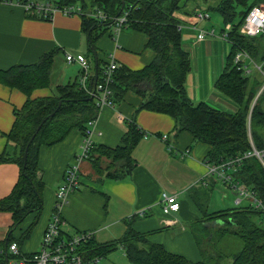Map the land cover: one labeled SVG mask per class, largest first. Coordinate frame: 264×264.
Segmentation results:
<instances>
[{"label": "trees", "instance_id": "16d2710c", "mask_svg": "<svg viewBox=\"0 0 264 264\" xmlns=\"http://www.w3.org/2000/svg\"><path fill=\"white\" fill-rule=\"evenodd\" d=\"M57 1L81 6L83 30L91 47L103 32L112 29L113 17L127 10V27L146 35V47L152 49L155 56L139 69L119 65L114 70L110 83L114 101L118 103L127 91H135L141 96L135 111L147 108L171 115L175 133L187 130L194 142L209 146L206 158L210 164L239 157L228 173L264 204V155L260 159L254 154V150L264 154V107L261 103L264 88L259 92L263 78L254 68L245 71L247 60L234 61L238 50L246 51L257 62L264 58V36H249L240 30L249 8L264 3V0ZM99 9L108 15V19L94 14ZM198 10L217 12L223 23L221 30L226 22L231 23L229 52L214 86L237 106L234 111L213 107L205 101L194 102L186 92L184 82L190 59L181 44V19L176 13L195 16ZM53 54L54 51H49L33 63L0 68V82L27 94L23 106L14 108L15 120L6 134L9 147L0 154V162H12L20 167V176L12 193L0 200V211L11 212L14 220L8 241H17L19 245L30 237L43 209L44 182L39 177L41 148L63 141L73 129L84 133L89 120L97 117L100 110L95 95L83 87L79 78L58 84L57 92L51 96H31L35 88L50 84ZM102 74L103 67H99L90 81L92 89L102 80ZM142 137L143 132L133 118L128 121V130L117 147L94 143L88 160L98 181L120 180L129 175L135 167L133 150ZM247 153L249 155L244 156ZM33 212L37 213V219L20 239H15L13 231ZM211 228L219 236L232 234L241 240V248L231 257L232 264H264V218L250 203L205 213L204 218L192 222L190 231L200 250L203 240L212 241ZM61 232L68 236L73 234L66 227L61 228ZM82 247L87 258H103L123 247L131 264H207L203 259L193 262L168 251L160 243L148 241L146 234L135 231L131 223L118 241L100 244L93 237Z\"/></svg>", "mask_w": 264, "mask_h": 264}, {"label": "crops", "instance_id": "0c3cea01", "mask_svg": "<svg viewBox=\"0 0 264 264\" xmlns=\"http://www.w3.org/2000/svg\"><path fill=\"white\" fill-rule=\"evenodd\" d=\"M176 15L181 19V44L190 59L184 82L188 96L194 102L205 101L216 108L236 110L237 106L214 86L225 64V60L221 62L223 55L218 52L227 51L226 40L218 36L221 29L216 30L210 13L202 20L180 12ZM198 28L214 29L215 34L206 33L201 40H196ZM146 42L147 37L140 30L128 26L115 32L112 27L99 36L93 49L83 30L81 14L58 12L51 18H43L28 14L20 3L0 2V68L33 63L54 51L51 82L35 88L32 97L51 96L57 92L58 84L79 78L81 67L67 60V51L85 53L94 76L98 68L106 66L113 57L119 65L131 69L148 64L155 52L146 47ZM59 63L60 69H53ZM26 99L27 94L20 89L0 82V154L9 147L6 134L15 120L14 108L23 106ZM140 100L139 94L129 90L115 106H102L94 134L95 143L117 147L128 130V121L135 118L143 137L133 150L132 172L124 179L98 181L91 162L83 161L81 185L70 194L60 214L69 232L93 231L100 244L120 240L131 223L135 231L146 234L148 241L160 243L168 251L197 262L199 251L190 224L204 218L205 213L235 207L237 193L208 172L207 144L194 142L187 130L175 133L174 119L165 112L147 108L135 111ZM162 134H167V143L173 146L171 150L161 140ZM82 144L83 132L73 129L63 141L41 148L39 177L44 182V203L36 224L39 228L34 231L35 226L30 237L20 244L24 253L39 250L55 213L56 194L66 168L74 162ZM186 149L188 152L184 154ZM19 176L20 167L16 163L0 162V200L12 193ZM217 186L222 189V197H216L215 203ZM162 193L178 197L180 209L172 214L173 222L163 218ZM228 196L233 206L221 205ZM142 210L144 214L140 216ZM36 215V212L30 213L15 228V239H20L37 219ZM13 223L11 212L0 211V242L8 240Z\"/></svg>", "mask_w": 264, "mask_h": 264}, {"label": "built area", "instance_id": "2783aa9c", "mask_svg": "<svg viewBox=\"0 0 264 264\" xmlns=\"http://www.w3.org/2000/svg\"><path fill=\"white\" fill-rule=\"evenodd\" d=\"M7 3H20L30 15H35L43 18H51L56 13L62 12L67 15L81 14L82 8L78 3H59L57 0H7ZM101 19H108V15L102 10L94 13ZM127 10L113 17L112 27L115 32H118L128 24ZM209 17V12L198 10L195 14L197 20H202ZM231 27L230 22H226L223 29L218 33L219 37L228 41V30ZM240 30L243 34L255 36L262 34L264 36V3L252 5L246 13ZM206 33L215 34L214 29L206 30L198 28L195 35L196 40H201ZM229 42V41H228ZM230 44V43H229ZM66 58L69 62H77L80 67L79 80L83 87L90 93L95 95L99 108L104 105L115 106L116 102L112 97V89L110 83L113 80L114 70L119 66V63L113 57L109 63L103 67L102 80L95 84L94 89L90 87L92 79L90 63L83 52L67 51ZM247 60L245 71L249 72L251 68L256 69L262 75L263 83L259 92L264 88V58L257 62L244 50H238L234 54V61L240 62ZM258 92V93H259ZM97 117L89 120L88 126L83 133V144L80 152L76 155L73 163H71L65 171L63 183L56 194V208L46 230L43 235L40 248L33 253H24L17 241L0 242V264H98L101 260L100 256L87 258L84 254L83 243L94 237L93 231H82L73 233L71 236L62 234L61 228L67 226L66 221L62 218L60 210L67 204L69 196L77 190L81 185L83 161L88 160L91 148L94 146V134L96 132ZM161 140L166 142L167 148L172 149V145L167 143V134H162ZM188 150L184 151L186 154ZM254 154L262 159L263 152L254 150ZM249 153L244 156H248ZM240 158L230 159L219 164H210L208 172L215 175L227 187L237 193L235 205L241 204L242 200H247L252 206L262 212L264 218V204L258 199L254 193L246 188L244 184L235 182L228 173L229 169L234 168ZM180 203L176 194L162 193L161 196V212L163 218L167 222H173L172 214L178 212ZM144 210L139 212L143 216Z\"/></svg>", "mask_w": 264, "mask_h": 264}, {"label": "rangeland", "instance_id": "374dc122", "mask_svg": "<svg viewBox=\"0 0 264 264\" xmlns=\"http://www.w3.org/2000/svg\"><path fill=\"white\" fill-rule=\"evenodd\" d=\"M193 1L194 0H191L190 2ZM210 16H211V21L215 23V26L217 28L216 30L218 31L220 29V26L223 24L220 16L218 15L217 12H213V11L210 12ZM225 42L227 45V51L221 54L218 52L219 55H223V61L221 60V62H224L225 57L229 52V48H230L229 42L227 40ZM60 66L61 63L57 64L56 67H53V69H60ZM54 77L55 78L58 77L56 70L54 72ZM261 103L264 107V97L262 98ZM218 196L222 197V189L220 186H217L216 190H214L213 199L215 203L217 202L216 197ZM231 200H232L231 196H228V198H226L223 204L221 205L233 206ZM244 202L245 200H243V202H241L240 205H247V203ZM37 228H39V226H36L34 231ZM210 233L212 235V241L207 243L205 240H203L200 243L202 252L200 253L201 250L198 248L199 256L195 258V260L203 259L207 264H232L231 257L235 252H237L241 248L242 245L241 240L232 234L219 236L218 232H216V230L212 228ZM98 264H131V262L126 257L124 248L118 247L116 250L107 253L106 256L101 258Z\"/></svg>", "mask_w": 264, "mask_h": 264}, {"label": "water", "instance_id": "95a60500", "mask_svg": "<svg viewBox=\"0 0 264 264\" xmlns=\"http://www.w3.org/2000/svg\"><path fill=\"white\" fill-rule=\"evenodd\" d=\"M123 7H124V4H123V6H122V8H121V10L123 9ZM121 12V11H120ZM93 49H94V47H92Z\"/></svg>", "mask_w": 264, "mask_h": 264}]
</instances>
